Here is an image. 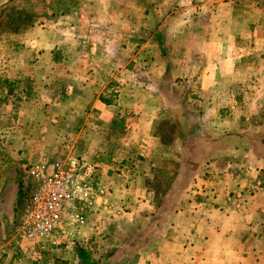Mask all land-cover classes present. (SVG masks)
I'll use <instances>...</instances> for the list:
<instances>
[{"label": "crops", "instance_id": "obj_1", "mask_svg": "<svg viewBox=\"0 0 264 264\" xmlns=\"http://www.w3.org/2000/svg\"><path fill=\"white\" fill-rule=\"evenodd\" d=\"M29 9L60 15L14 61L12 79H31L34 92L14 125L0 126V263L13 257L27 163L70 150L97 167L107 192L88 196L76 242L94 262L264 264L255 86L264 67L254 61L242 79L243 47L264 46V0H29Z\"/></svg>", "mask_w": 264, "mask_h": 264}, {"label": "built area", "instance_id": "obj_2", "mask_svg": "<svg viewBox=\"0 0 264 264\" xmlns=\"http://www.w3.org/2000/svg\"><path fill=\"white\" fill-rule=\"evenodd\" d=\"M96 168L73 156L29 165L28 195L14 222L15 246L73 248L88 223V196L107 193L104 185L96 183Z\"/></svg>", "mask_w": 264, "mask_h": 264}, {"label": "rangeland", "instance_id": "obj_3", "mask_svg": "<svg viewBox=\"0 0 264 264\" xmlns=\"http://www.w3.org/2000/svg\"><path fill=\"white\" fill-rule=\"evenodd\" d=\"M41 13L42 14L39 15L34 13V9H29V0H0V126H4L5 129L9 126H13L14 120L20 115L19 110L16 109V105L19 104L18 106L20 107H22L21 105L23 104L25 105L24 101H28L34 92V81L31 79H12L14 76V69L16 70L14 61L18 59H28L30 54L29 46H31L30 43H32V40H44L47 38V35L43 32L50 27V22L55 21L60 15V12L56 11L49 12L48 14H45V11H42ZM56 22L57 24L59 23L58 21ZM29 27L34 30L38 29L37 33H34ZM56 35L60 34L56 33ZM69 38L75 40L74 36H69ZM243 48L245 49L242 52V58L244 59L243 64H245L247 69L246 74H244L245 77H242V79H244V83L246 80L247 82H250L251 73H253L252 70L248 68H251L252 66L258 67V63L254 64V61L259 62V66H261L259 69L264 67V62H262L261 65V61L264 59V46H262L260 48V52L255 53V55L253 53V46H244ZM197 51L201 53L202 49H197ZM59 53L60 51H58L57 54ZM20 54H22V56H20ZM203 54L207 55L208 51L206 50ZM59 56L60 55H58V57ZM263 75L264 70L262 72L261 83H258L257 85L255 84V86H257V90H261V94H264ZM262 104V109L264 110V100ZM4 107L5 110L2 111L1 108ZM169 131L172 132L171 129H169ZM59 133L60 132H53V138H56V136L58 137ZM33 135L37 136L38 132L34 131ZM7 144V137L1 136V159H4L3 155L6 154L5 149ZM67 156L81 158L80 156L72 153L70 150H66L58 157L54 155H47V158H49L47 160H57ZM42 161L43 160H41V162ZM27 164L29 166L31 163ZM25 171V178L22 181V187L24 188V191L27 192V169ZM87 216L91 218L90 210H87ZM90 218L88 220H90ZM15 219H17L16 210L14 222ZM11 236L13 238L11 246V249H13V257H11L8 261L4 260V262H1L0 264H73L74 262H76L74 264H77L76 260L72 261V259H69L70 257L72 258L73 255L68 250L63 251V249L50 248L32 250L27 247H16L14 243L15 227H13L12 231H10V237ZM68 253L71 254L68 255ZM110 263L111 262L107 261L104 264Z\"/></svg>", "mask_w": 264, "mask_h": 264}, {"label": "trees", "instance_id": "obj_4", "mask_svg": "<svg viewBox=\"0 0 264 264\" xmlns=\"http://www.w3.org/2000/svg\"><path fill=\"white\" fill-rule=\"evenodd\" d=\"M27 197V192L24 191V188L20 190L18 205L16 208V217L19 212V208L22 206L24 199ZM0 241H1V232H0ZM75 254L78 258V264H98L97 262H94L92 259L91 252L82 247L79 243L75 244Z\"/></svg>", "mask_w": 264, "mask_h": 264}]
</instances>
